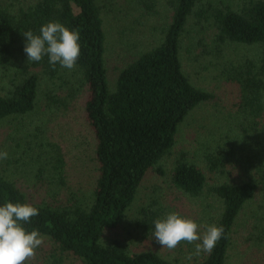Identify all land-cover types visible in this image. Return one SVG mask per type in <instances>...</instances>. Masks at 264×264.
<instances>
[{
	"label": "trees",
	"instance_id": "trees-1",
	"mask_svg": "<svg viewBox=\"0 0 264 264\" xmlns=\"http://www.w3.org/2000/svg\"><path fill=\"white\" fill-rule=\"evenodd\" d=\"M201 0H175L172 21L162 41L140 53L121 69L110 86L105 61L106 33L97 0H36L16 10L0 4V70H11L7 89L0 86V122L10 116L31 112L36 107L39 72L54 75L45 55L28 61L27 38L22 32L39 34L48 22H60L80 33L81 53L76 63L86 86L85 116L95 134L98 174L87 201L53 205L32 202L16 183L0 174V205L7 201L30 203L39 215L24 223L28 231L50 237L62 251L73 253L82 264H226L235 222L255 195L257 183L247 179L211 187L222 203L216 225L225 235L210 254L198 261L169 259L153 250L131 251L128 241L117 234L105 239L125 223L139 186L147 172L175 144L179 125L202 102L214 94L195 86L185 73L180 58L188 18ZM215 3V2H214ZM217 41L256 45L259 63L245 64L236 80L245 108L264 107V0L241 4H212ZM8 72V71H5ZM238 72V71H237ZM172 182L191 196L205 192L207 177L194 162L181 155L171 172ZM135 225L145 235L154 233V222L166 216L164 209L151 206L139 210Z\"/></svg>",
	"mask_w": 264,
	"mask_h": 264
},
{
	"label": "rangeland",
	"instance_id": "rangeland-1",
	"mask_svg": "<svg viewBox=\"0 0 264 264\" xmlns=\"http://www.w3.org/2000/svg\"><path fill=\"white\" fill-rule=\"evenodd\" d=\"M36 0H0L16 10ZM245 0H201L188 18L180 58L191 82L214 94V98L194 108L179 125L171 151L150 169L139 186L127 212L126 221L105 239L117 234L131 251L153 250L169 258L195 262V245L182 242L169 250L145 235L135 225L145 206L162 208L166 215L179 212L193 218L203 233L215 224L222 203L211 187L247 179L258 187L252 200L240 212L232 235L226 264H264V107L245 108L236 77L245 64L259 63L256 45L220 43L212 18V4H235ZM102 6L105 61L110 86L122 68L159 44L172 21L175 0H97ZM215 2V3H214ZM8 71V72H5ZM0 70V86L9 85L11 70ZM238 71V72H237ZM36 107L29 113L10 116L0 122V151L8 158L0 161V174L13 180L35 203L53 205L87 201L98 174L96 138L85 116L86 86L77 66L61 68L54 75L42 69ZM185 155L205 173L207 184L201 196H191L171 179L176 161ZM44 236V235H43ZM37 249L31 264H82L71 252L62 251L48 236Z\"/></svg>",
	"mask_w": 264,
	"mask_h": 264
},
{
	"label": "clouds",
	"instance_id": "clouds-1",
	"mask_svg": "<svg viewBox=\"0 0 264 264\" xmlns=\"http://www.w3.org/2000/svg\"><path fill=\"white\" fill-rule=\"evenodd\" d=\"M27 38L24 51L28 61L39 62L47 55L53 69L59 64L72 70L80 57V33L60 22H48L40 28L39 34L31 30L22 32ZM8 158L7 151H0V161ZM39 215V209L30 203L7 201L0 205V264H31L37 255V249L45 237L39 230L28 231L24 223ZM153 237L161 248L173 250L182 242L194 244L193 256L210 254L219 240L224 237L223 226L210 225L201 233L196 220L183 216L179 212H170L154 222Z\"/></svg>",
	"mask_w": 264,
	"mask_h": 264
}]
</instances>
